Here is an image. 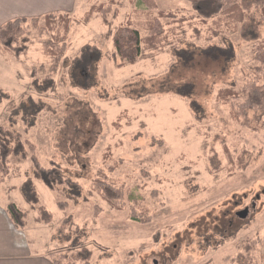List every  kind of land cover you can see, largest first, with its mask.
<instances>
[{"label": "rangeland", "instance_id": "1", "mask_svg": "<svg viewBox=\"0 0 264 264\" xmlns=\"http://www.w3.org/2000/svg\"><path fill=\"white\" fill-rule=\"evenodd\" d=\"M111 1L75 0L55 24L28 21L20 31V53L0 48V126L18 133L30 155L33 143L43 167L55 163L64 179L78 184L49 188L36 178L31 157L13 155L0 202L25 212L19 229L47 264L63 256L75 262L80 245L91 251L92 264H241V257L264 264V111L250 109L247 124L233 116L256 76L258 43L231 30L214 35L213 21L204 24L190 0H155L154 9L114 0L107 13L83 21L91 5ZM160 11L176 14V20H161L166 38L156 49L143 45L134 63L122 65L116 29L131 23L145 37L147 20ZM224 35L235 52L227 71H220L219 59H204L171 72L175 46L222 44ZM55 40L67 43L57 66L50 54ZM86 45L97 48L96 56L88 55L89 86L73 74ZM167 77H195V96L161 91ZM232 85L240 100L219 101L217 91ZM192 100L203 112L193 110ZM98 177L124 188L121 209L103 199ZM29 178L39 203L22 192ZM40 205L52 216L40 219ZM132 207L150 220H133ZM243 210L244 218L237 214ZM70 216L79 226L71 231L79 236L76 248L58 238Z\"/></svg>", "mask_w": 264, "mask_h": 264}, {"label": "trees", "instance_id": "2", "mask_svg": "<svg viewBox=\"0 0 264 264\" xmlns=\"http://www.w3.org/2000/svg\"><path fill=\"white\" fill-rule=\"evenodd\" d=\"M192 8L196 11L197 16L201 21L206 24L209 20L214 24V35H219L224 31L238 32L240 37L247 42H257L258 46L255 50L254 60L258 63L255 66L254 72L256 76L254 79L247 82V86L244 91L247 92V97L238 105L239 109L233 110V116L236 119L243 117V123L249 122L248 111H264V84H259L260 80H264V0H190ZM112 0L109 4H93L90 9L84 14L83 21L89 22L95 14H105L110 10ZM138 6H145L149 9L157 8L155 0H138ZM69 15L68 13L62 14H50L44 17H19L8 21L0 27V48L4 52H13L15 54L24 50V46L19 45L20 31L27 23L31 22V25L38 26L42 19L46 20L47 25L55 24L58 20V16ZM165 17H174L176 20V14L160 11L157 16H151L147 22L145 29L148 34L144 37L138 28L134 27L131 23L120 25L113 34L114 45L116 54L121 59V64L134 63L143 53V45L147 48H158L160 43L166 38L165 26L161 21ZM68 18V17H64ZM183 19H179L182 21ZM29 21V22H28ZM70 21L65 19V24L70 25ZM222 44H211L207 46H191L188 48H180L175 46L174 55L176 57L175 63L172 64L171 72L181 68L192 67L193 64H201L205 59L220 60V71L224 73L227 71V65L235 57L234 48L224 35ZM57 39V38H56ZM62 40V39H61ZM51 55L55 56L54 65L57 66L64 56L67 50V43L63 42L60 45L58 40L54 41ZM97 54V48L92 45H86L81 57L75 60L74 79L78 84L86 83L89 86L90 82H86V79L91 78L89 76V70L92 65L89 63L88 55ZM96 56V55H95ZM218 71H212L215 75ZM167 77L164 81L161 91H172L180 96L194 97L196 94L197 84L195 77L186 79H175L171 81ZM49 82H52L50 80ZM236 85V83H233ZM83 85V86H84ZM210 91V90H209ZM208 91V92H209ZM217 99L223 102H229L230 100H240L241 96L234 89V85L231 87L220 88L217 91ZM193 110L198 114L203 112L201 106L194 100L191 102ZM31 149V155L26 148V143L19 138V134L10 130L9 127L0 126V183L10 174L11 170V157L13 155L21 156L22 158L31 157L36 168L35 176L37 179L42 180L49 188H53L57 184H66L71 189L78 188V184H75L70 179H64L58 167L51 164V167H43L35 153V145L28 142ZM96 189L102 194V197L114 208L121 209L124 199V188L116 187L114 184L107 182V180L98 177L95 180ZM22 192L26 197V200L31 203H39L40 197L36 188V184L32 178L27 179L22 187ZM70 189V191H71ZM74 194V193H73ZM77 194V193H76ZM39 218H48L51 212L45 208V206H39ZM7 213L9 214L13 223L19 228L26 225L25 212L19 208L15 203H10L7 206ZM131 218L138 222H148L150 216L146 213H138L135 207L131 209ZM79 226L72 220V216L67 217L58 228V238L64 241H72L74 248L80 245L79 236L72 235L71 231H78ZM77 233V232H75ZM72 250V249H71ZM74 250V249H73ZM73 261H80L81 264H92L91 251L88 248H83L80 245L78 251H76ZM64 257L54 258L55 264H75V262H67ZM249 258L241 257V264H248Z\"/></svg>", "mask_w": 264, "mask_h": 264}, {"label": "crops", "instance_id": "3", "mask_svg": "<svg viewBox=\"0 0 264 264\" xmlns=\"http://www.w3.org/2000/svg\"><path fill=\"white\" fill-rule=\"evenodd\" d=\"M73 4L75 0H0V27L19 17L70 12ZM7 206L8 203L0 202V264H47L45 257L32 250L25 234L13 223Z\"/></svg>", "mask_w": 264, "mask_h": 264}, {"label": "water", "instance_id": "4", "mask_svg": "<svg viewBox=\"0 0 264 264\" xmlns=\"http://www.w3.org/2000/svg\"><path fill=\"white\" fill-rule=\"evenodd\" d=\"M238 214V216H240V217H246L247 216V214H248V210H243V211H240V212H238L237 213Z\"/></svg>", "mask_w": 264, "mask_h": 264}]
</instances>
